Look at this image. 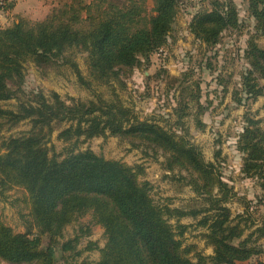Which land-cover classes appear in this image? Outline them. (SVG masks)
<instances>
[{
	"label": "trees",
	"instance_id": "1",
	"mask_svg": "<svg viewBox=\"0 0 264 264\" xmlns=\"http://www.w3.org/2000/svg\"><path fill=\"white\" fill-rule=\"evenodd\" d=\"M146 1L65 0L45 18L19 17L0 28L1 183L25 191L32 218L26 232H15L0 219V264H58V252L66 264H89L78 258L83 251L94 249L100 251L95 264H238L263 252L258 241L264 237V223L242 237L244 215L233 217L226 205L234 195L232 188L187 137L186 101L181 100L175 110L174 124L184 131L179 134L154 120L141 119L120 98L64 100L57 92L48 97L40 91L22 100L19 95L28 60L43 68L58 60L69 61L68 52L80 50L87 53L92 76L103 85L136 66L140 56L156 52L167 42L180 0H153L154 14L149 13ZM13 7V1L0 0V11L9 13ZM249 9L264 39V0H249ZM238 26L239 12L233 0H210L189 23L191 33L207 46L217 44L224 31ZM245 57L249 67L242 74V91L246 100L255 99L264 94V45L252 38ZM70 64L85 82L77 63L71 60ZM11 99L18 101L16 109L4 108L2 102ZM235 99L243 101L237 92ZM27 119L32 127L26 134L2 140L6 124L14 126ZM245 119L238 141L245 153L243 170L260 180V202H264V129L247 113ZM197 124L205 126L200 120ZM57 128L58 139L67 143L61 152L48 146ZM95 136H121L133 147L146 145L162 151L165 169L178 170V178L203 198L205 206L184 209L156 202L151 183L140 178L142 164L129 165L107 159L89 147L80 148ZM87 214L104 228L103 247L90 242L85 249L78 248L89 229L63 240L65 226ZM200 214L198 225L207 228L204 236L213 246V254L196 251L194 260L184 246L182 237L188 226L180 218ZM33 227L38 229L36 233Z\"/></svg>",
	"mask_w": 264,
	"mask_h": 264
},
{
	"label": "rangeland",
	"instance_id": "2",
	"mask_svg": "<svg viewBox=\"0 0 264 264\" xmlns=\"http://www.w3.org/2000/svg\"><path fill=\"white\" fill-rule=\"evenodd\" d=\"M64 1L60 0L59 4ZM209 1L180 0L166 44L148 57L140 56L136 66L122 70L110 84H99L90 72L87 53L75 49L68 52L69 61L58 60L43 68L31 60L25 62V76L19 95L22 100L31 99L40 91L48 97L52 92H57L64 100L120 98L141 119L154 120L161 126L177 130L179 134L184 131L174 124L175 110L181 100L186 101L189 114L184 117V127L190 133L187 137L199 146L206 160L217 166L223 181L232 188L234 195L226 205L231 208L233 217L244 215L242 224H246V230L242 237L245 238L257 227L263 226L264 202H260L263 194L260 180L243 170L245 153L239 149L238 141L247 124L246 113L259 120L258 125L264 129V94L246 100L242 91V74L249 67L245 51L250 40L255 38L263 46L264 39L257 32L249 0H233L239 12V26L224 31L217 44L207 46L196 39L190 31L189 23L197 11L208 6ZM146 3L149 13L154 14V1L147 0ZM43 17L30 19L38 20ZM18 18L12 12L0 11V28L12 24ZM71 60L77 63L85 82L80 80L76 66L70 64ZM236 92L239 98L243 97L241 103L235 99ZM17 102L16 99H11L2 102V106L16 109ZM200 111L203 112L199 114ZM198 120L205 124L203 128L198 127ZM31 127L32 123L28 119L14 126L6 124L1 132L2 140L24 135ZM58 132L57 128L52 133L48 146L61 152L67 143L58 139ZM87 147L107 159L120 160L129 165L142 164L144 173L140 178L151 183V195L158 203L184 209L201 208L206 204L191 186L178 178V170L170 172L165 169L162 162L166 156L162 151H155L146 145L133 147L128 139L121 136H95L80 144L82 149ZM4 151L2 148V152ZM182 173L186 174L185 171ZM25 195L22 188L5 187L0 177V219L15 232H26L32 223ZM201 216L202 214L187 215L180 218V222L188 226L182 239L194 260L196 251L205 255L213 254V246L208 244L204 236L207 228L198 225ZM171 222L175 223L176 219L173 218ZM88 229L90 231L82 235L78 248L85 249L90 242L103 247L106 243L104 228L95 224L92 214L66 225L63 240ZM37 230L36 227L32 228L34 233ZM256 236L257 233L254 238ZM47 242L48 238L44 235V245ZM258 243L263 246V252L248 262H264V237ZM99 258L100 251L94 249L83 251L78 260L85 259L89 264H95ZM58 264H66V258L60 252Z\"/></svg>",
	"mask_w": 264,
	"mask_h": 264
},
{
	"label": "crops",
	"instance_id": "3",
	"mask_svg": "<svg viewBox=\"0 0 264 264\" xmlns=\"http://www.w3.org/2000/svg\"><path fill=\"white\" fill-rule=\"evenodd\" d=\"M14 2V7L10 11L19 17L36 18L37 16H47L50 11L60 3V0H10Z\"/></svg>",
	"mask_w": 264,
	"mask_h": 264
}]
</instances>
